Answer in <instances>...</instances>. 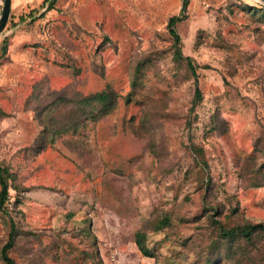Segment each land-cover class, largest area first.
<instances>
[{
    "label": "rangeland",
    "instance_id": "obj_1",
    "mask_svg": "<svg viewBox=\"0 0 264 264\" xmlns=\"http://www.w3.org/2000/svg\"><path fill=\"white\" fill-rule=\"evenodd\" d=\"M182 7L12 0L0 30V159L12 172L0 264L11 216L16 264H264V234L227 242L218 224L264 221V2L188 1L176 29L198 83L168 28ZM104 89L113 112L98 105L78 130L41 135L43 117H72L74 104L63 117L46 109L57 97ZM144 227L154 256L135 241Z\"/></svg>",
    "mask_w": 264,
    "mask_h": 264
},
{
    "label": "trees",
    "instance_id": "obj_2",
    "mask_svg": "<svg viewBox=\"0 0 264 264\" xmlns=\"http://www.w3.org/2000/svg\"><path fill=\"white\" fill-rule=\"evenodd\" d=\"M49 0H45L47 3ZM189 0H183V7L181 13L179 15H174L170 18L168 22V28L170 29L171 34L175 39V57L179 60L187 61V65L191 71V73L195 76L196 83H198V75H197V66L195 65L193 59L190 56L184 55L182 49L179 47L181 42V37L176 29V24L178 21L184 18V12L188 5ZM53 5V3L51 4ZM24 16H22V19ZM114 92L112 90L104 89L99 92L91 93L89 95L81 96L76 99L70 98L69 101H65L62 99V96H59L53 101V106L50 103L46 106L51 107L52 109L59 111V114L63 117L66 114V107H69L71 104L74 106L69 107L72 108V117L63 120H57L55 117L50 116L48 118H42V136L47 137L50 135H54L61 130L66 128L73 127L74 130H78L84 124V119L87 118L91 113H93L98 105H100L103 109V114H109L114 111L116 108L117 100L114 99ZM203 98L202 91L199 86H196L195 91V105L200 103ZM32 99V98H31ZM45 108V106H44ZM63 108H66L65 111H62ZM47 116L51 115L50 111L46 113ZM41 150L45 149V146H40ZM40 150V151H41ZM12 176V172L9 167L5 166L3 161L0 159V210L3 212L9 213L7 208V202L11 198V184L10 177ZM218 222V221H217ZM170 223V219L168 216L163 219L158 220V223L154 225V229H161L165 225ZM219 224V233L220 239L223 241L231 242L234 240L246 239L247 242L254 243V236L257 234H264V221L259 222H246L243 224H238L235 226L228 227L224 225L222 222H218ZM18 226L16 221L11 216V230L8 237L7 242L3 245L1 249L2 259L6 264H16L14 258L10 255V250L15 245L16 232L18 231ZM135 241L139 247V249L147 256H154V252L147 244V229L146 227L140 228L135 233ZM218 241L216 240V243ZM208 263H211V259L208 258Z\"/></svg>",
    "mask_w": 264,
    "mask_h": 264
},
{
    "label": "water",
    "instance_id": "obj_3",
    "mask_svg": "<svg viewBox=\"0 0 264 264\" xmlns=\"http://www.w3.org/2000/svg\"><path fill=\"white\" fill-rule=\"evenodd\" d=\"M263 2H264V0H263ZM11 3H12V0H5L2 15L0 17V30H2L5 27L7 20L10 16Z\"/></svg>",
    "mask_w": 264,
    "mask_h": 264
}]
</instances>
